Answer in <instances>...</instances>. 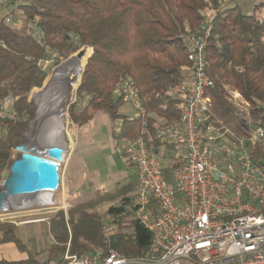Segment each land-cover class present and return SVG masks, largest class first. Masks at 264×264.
I'll list each match as a JSON object with an SVG mask.
<instances>
[{"label": "trees", "instance_id": "trees-1", "mask_svg": "<svg viewBox=\"0 0 264 264\" xmlns=\"http://www.w3.org/2000/svg\"><path fill=\"white\" fill-rule=\"evenodd\" d=\"M222 8L223 0H31L15 12L26 21L39 19V41L24 27L7 25L3 16L0 182L3 173L21 157L16 148L26 143L24 133L35 113L29 100L31 92L43 88L52 68L62 60L87 48L93 53L75 101L69 106L72 123L84 127L97 114L107 115L116 141L142 137L164 164L171 162L165 164V177L171 181L176 166L168 155L173 147L161 145L154 137L159 128L180 119L181 104L169 92L188 77V39L199 32L208 17L213 20L205 51L206 73L214 83L209 91L212 121L230 139L248 136L251 127L264 129V16L242 14L234 7ZM48 55L52 63L50 69L43 70L38 63ZM78 68L75 65L71 74ZM130 91L142 103L144 116L130 118L120 113ZM232 92L239 93L247 106L237 105ZM7 104L9 114L2 115V107ZM249 120L251 127L247 125ZM250 155L255 164L264 167V139ZM129 165L134 167L132 162ZM136 191V179L128 176L116 183L114 193L96 191L92 199L72 201L67 212L59 211L50 223L19 228L0 222V246L12 243L26 256L16 261L1 259L0 264L43 261L37 259L41 252L37 246L30 249L28 241L20 243L19 233L12 230L29 227L50 229L53 242L43 249L49 253L45 260H60L66 252L82 256L96 250L146 257L154 240L134 218ZM105 194H115L116 198L112 196L109 201L119 202L99 213L96 208ZM110 225L117 228L108 234Z\"/></svg>", "mask_w": 264, "mask_h": 264}, {"label": "built area", "instance_id": "built-area-1", "mask_svg": "<svg viewBox=\"0 0 264 264\" xmlns=\"http://www.w3.org/2000/svg\"><path fill=\"white\" fill-rule=\"evenodd\" d=\"M31 0H0L7 25L24 27L41 40L39 19L26 21L15 11ZM212 19L206 18L196 35L188 39V77L171 98L181 104L178 122L158 129L155 141L171 146L176 168L171 181L165 164L142 137L125 139L116 146L119 155L132 159L137 191L134 218L147 228L154 247L146 257L136 258L116 251L47 259L39 264H264V167L255 164L250 151L264 139V129L249 120L248 136L230 139L210 116L209 91L213 81L206 73V47ZM52 56V53H49ZM38 66L50 68V56ZM139 115L142 103L130 91ZM239 106L241 95L231 93ZM9 102V101H8ZM115 225L107 233L116 231Z\"/></svg>", "mask_w": 264, "mask_h": 264}, {"label": "rangeland", "instance_id": "rangeland-1", "mask_svg": "<svg viewBox=\"0 0 264 264\" xmlns=\"http://www.w3.org/2000/svg\"><path fill=\"white\" fill-rule=\"evenodd\" d=\"M233 7L237 8L238 11L242 14H252L255 12L257 16L259 17L264 16V0H223V8H222L223 10L230 9ZM82 50L85 51V54L83 55L81 59L78 60L79 61L77 64L79 65L78 71L76 73L73 72L70 75L69 86H68V90H70L69 95L66 97L65 101L61 104V108L63 110L62 114L65 116V120H64L65 134L68 137L72 145H74V139H75L74 131L77 130L76 129L77 126L76 127L73 126L68 110H69V106L75 101L76 91L81 83L85 66L88 62V59L91 57L93 53V50L91 48L82 49ZM78 53L71 55L67 59L62 60L61 63L57 67L52 68L51 73L49 74V76L44 82L43 88L34 89L29 96V100L33 102L34 95H40L43 92H45L49 84L51 83L57 69L65 61L73 58ZM81 69H82V73L80 74ZM9 105L10 104H7V105H4V107H2L3 108V111L1 112L2 115L9 114V110H8ZM34 107H35V113H36L35 104H34ZM120 113L130 118H136L139 114L138 110L134 107L132 100L126 101L121 106ZM111 127H112V124L111 122L108 121L105 114H100V115L97 114L95 121L86 130L89 129L91 135L99 139L98 142L100 143V148H101V149H98L97 152H94L93 156L91 155L92 157L89 158V161L91 163H94L92 165L93 166L92 169H95V173H99L101 176L103 175L104 177L113 176L115 178V179L113 178V181L109 182L110 184L108 187H106L107 189L105 188V186H103V183L101 184L100 189L109 190L110 192L114 193L115 185H114V188L112 185L115 180H117L118 178H123L127 176H131L133 179H135L134 178L135 173L131 168H128V162L130 161L133 163L132 159L124 158L123 156L121 157L118 154L114 153L113 147L111 146L112 142H110L109 140L106 141V139L111 138V135H110L111 130H112ZM82 130H84V128ZM86 130L84 131V134L82 136H86L88 134ZM129 140H132V139H129ZM26 142H28L27 138H26ZM119 142L120 141H117V145L120 144ZM108 156H111L113 160L110 161L109 160L110 158ZM170 163H171L170 161H165V164L168 166ZM61 185H62V182H61ZM0 186H1V182H0ZM121 188L122 186L119 189ZM61 189H62V186H61ZM105 195L106 196L103 197L102 202H99L97 205L98 207L96 209L99 211V213H105V211L108 209L110 205H112L113 203L117 204L119 202L115 200H113V202L109 201V199L112 196H114V199L116 198L115 194H110L109 196L108 194H105ZM62 200H63L62 192L60 191V188H59L58 191L53 196V200L48 201V202L41 201L43 206H50L52 205V202L57 201L58 203L56 202L55 205L46 207V208L16 210L13 213L10 212L7 214H3V215H0V222H8L11 224V226L19 227V228L20 227L24 228L28 224L39 225L40 223H43V222L50 223L51 219L59 211L62 210V211L67 212V210L69 209L68 206L65 208V205L61 204ZM69 202L70 201H68V203ZM12 230L19 233L18 239L20 243L29 242L30 249H35L33 247L35 245L37 246L36 248L39 251H41L37 257L38 260H42V259L45 260L46 258L49 257V253L47 251H43V249L46 248L49 243L53 242L50 229H40L36 227H33V228L29 227L27 229H12ZM0 239H1V236H0ZM31 240L33 242L32 244L30 243ZM25 258L26 256L23 253L19 252L17 247L12 243H8V244H4L0 246V260L4 259L7 261H16V260L25 259Z\"/></svg>", "mask_w": 264, "mask_h": 264}, {"label": "water", "instance_id": "water-1", "mask_svg": "<svg viewBox=\"0 0 264 264\" xmlns=\"http://www.w3.org/2000/svg\"><path fill=\"white\" fill-rule=\"evenodd\" d=\"M85 54L84 50L73 58L79 60ZM82 73V70H81ZM52 82V81H51ZM50 85V84H49ZM47 90V89H46ZM44 93V92H43ZM36 113L28 124L24 137L28 142L16 148L21 157L14 161L1 179L0 215L13 213L16 210L46 208L43 206L42 196L53 197L61 183V166L68 151V142L65 134V124L62 114V123L59 127V140L43 144L37 142L36 135L40 132L46 114L38 108L35 99Z\"/></svg>", "mask_w": 264, "mask_h": 264}, {"label": "crops", "instance_id": "crops-1", "mask_svg": "<svg viewBox=\"0 0 264 264\" xmlns=\"http://www.w3.org/2000/svg\"><path fill=\"white\" fill-rule=\"evenodd\" d=\"M4 15H5L4 11L1 10L0 19H2ZM100 114H103V113H99V115ZM105 116L110 122L107 115ZM95 118L89 125L84 126V127H80L79 125L73 124L74 127L77 126L78 128L75 131L73 130L74 136H75L74 145L70 143L68 137L66 136L67 142H68V151L65 156L64 162L61 166L60 174H61L62 185L60 183V187H59L60 191L62 192V198H63V200L61 201V204L65 205V208L67 206L70 207L69 204L74 200L75 201H85V200L92 199L96 191H100V192L109 191V190L100 189V186L103 183V186H105L106 188L109 186L110 184L109 182L113 181V178H114L113 176L104 177V175L101 176L99 173H95V169H92L93 167L92 165L94 163H91L89 161V158L93 156V153L97 152L98 149H101L100 143L98 142L99 139L95 138V136H92L89 129L86 130L95 121ZM83 128L84 130H82ZM111 128H112L111 133H110L111 138L106 139V141L109 140L110 142H112L111 146L113 147V151L114 153L118 154L116 152L117 141L114 139V136H113V132H114L113 124ZM85 130L88 132V134L86 136H82ZM168 156L172 157L171 151ZM108 157L110 158L109 159L110 161L113 160L111 156H108ZM129 164L130 162H128V168H131L135 173L134 167L133 166L130 167ZM125 178L126 177L118 178L117 180H115L112 185L113 188H114V185L116 186V183L118 181L123 180ZM61 186H62V189H61ZM68 201L70 202L68 203Z\"/></svg>", "mask_w": 264, "mask_h": 264}, {"label": "bare ground", "instance_id": "bare-ground-1", "mask_svg": "<svg viewBox=\"0 0 264 264\" xmlns=\"http://www.w3.org/2000/svg\"><path fill=\"white\" fill-rule=\"evenodd\" d=\"M78 60L71 58L65 61L56 71L52 82L47 90L40 94L34 95L35 102L38 108L46 114V119L42 124L40 132H37V142L48 144L49 142H56L59 140V127L62 123L61 104L65 101L68 95L69 78L72 69L78 64ZM65 118L63 119L64 123ZM42 202H48L53 199L51 195L42 196Z\"/></svg>", "mask_w": 264, "mask_h": 264}]
</instances>
